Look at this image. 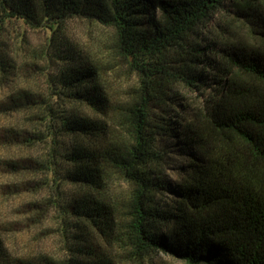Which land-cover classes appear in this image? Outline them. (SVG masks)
<instances>
[{
    "label": "trees",
    "instance_id": "16d2710c",
    "mask_svg": "<svg viewBox=\"0 0 264 264\" xmlns=\"http://www.w3.org/2000/svg\"><path fill=\"white\" fill-rule=\"evenodd\" d=\"M227 1L0 0L1 71L11 69L3 32L12 21L46 29L65 62L50 94L21 90L0 104L33 124L8 128L4 138L49 144L46 170L83 191L62 208L72 222L71 254L38 264H115L110 245L139 258L163 251L188 264H264V12L259 0H234L239 19L260 35L258 48L204 45L199 30ZM71 19L112 31V52L137 76L122 102H111L94 60L62 44ZM177 84L216 88L185 118L171 97ZM160 139L182 143L178 184L165 179ZM115 176L130 187L121 205L110 195ZM0 264H10L1 234Z\"/></svg>",
    "mask_w": 264,
    "mask_h": 264
},
{
    "label": "rangeland",
    "instance_id": "374dc122",
    "mask_svg": "<svg viewBox=\"0 0 264 264\" xmlns=\"http://www.w3.org/2000/svg\"><path fill=\"white\" fill-rule=\"evenodd\" d=\"M258 3L264 12V0ZM238 15L234 0H228L226 8L217 12L199 30V41L204 45L216 42L221 47L258 48L261 45L260 35H253ZM3 34L11 69H7V74L0 70V104L21 90L50 94L51 80L65 64L59 52L48 46L50 33L43 28L36 29L12 21ZM111 38L112 31L101 25L71 19L66 23L61 41L74 48L76 53L97 63L103 70L108 96L115 104L126 99L137 83V76L125 60L112 52ZM47 51L49 57H46ZM206 74L213 78V72ZM214 88L193 89L177 84L171 97L178 109L187 111L185 118H190L194 109L204 108L208 104ZM69 108L79 115L97 117L83 105L71 104ZM106 121L116 136L124 134L116 128L115 121L109 118ZM31 127L32 118L28 113L0 112V234L5 241L10 264H38L44 258L61 260L68 257L75 240L71 232L72 222L62 208L70 198L83 193L78 187L64 181L56 183L53 172L46 170L49 144L38 143L33 147L4 138L8 128L25 132ZM158 146L162 153L167 151L165 179L171 185L178 184L177 169L184 160L182 143L160 139ZM15 163L19 167L14 168ZM129 192V185L115 176L110 189L115 202L121 205ZM105 252L115 260V264H188L163 251L139 258L127 248L110 245L105 247Z\"/></svg>",
    "mask_w": 264,
    "mask_h": 264
}]
</instances>
